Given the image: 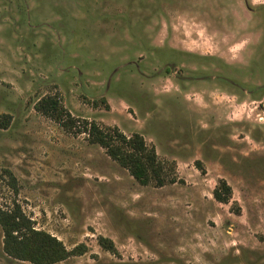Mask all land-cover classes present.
<instances>
[{
    "label": "rangeland",
    "instance_id": "374dc122",
    "mask_svg": "<svg viewBox=\"0 0 264 264\" xmlns=\"http://www.w3.org/2000/svg\"><path fill=\"white\" fill-rule=\"evenodd\" d=\"M46 97L142 136L175 183L141 186ZM4 116L0 209L85 249L55 264H264V0H0ZM0 264H32L1 228Z\"/></svg>",
    "mask_w": 264,
    "mask_h": 264
},
{
    "label": "trees",
    "instance_id": "16d2710c",
    "mask_svg": "<svg viewBox=\"0 0 264 264\" xmlns=\"http://www.w3.org/2000/svg\"><path fill=\"white\" fill-rule=\"evenodd\" d=\"M35 110L67 131L86 135L90 144L102 148L112 161L125 169L141 186L154 183L156 187H162L166 183H175V179L167 178L154 148L148 147L139 134L125 136L116 127H100L94 122L77 121L60 105L56 97L41 99L36 103ZM8 124L9 117L4 116L0 120L1 128L5 129ZM196 165L199 166V163ZM197 168L204 174L200 166ZM231 195V188L224 180H220L212 192V198L220 204H228ZM0 228L3 233V251L15 260L32 264H55L85 252L81 245L67 251L56 238L34 230L18 205L8 211L0 209ZM98 244L108 252H115L113 243L108 239L99 238Z\"/></svg>",
    "mask_w": 264,
    "mask_h": 264
}]
</instances>
